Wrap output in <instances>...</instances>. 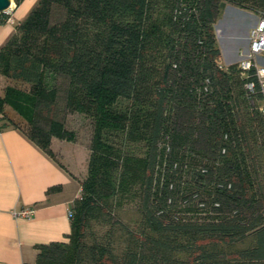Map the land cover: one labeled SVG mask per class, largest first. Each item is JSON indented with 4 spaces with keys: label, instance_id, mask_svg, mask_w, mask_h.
I'll return each instance as SVG.
<instances>
[{
    "label": "trees",
    "instance_id": "16d2710c",
    "mask_svg": "<svg viewBox=\"0 0 264 264\" xmlns=\"http://www.w3.org/2000/svg\"><path fill=\"white\" fill-rule=\"evenodd\" d=\"M226 1L245 0H38L15 26L0 75L27 88L4 87L0 127L59 163L51 137L74 139L64 110L93 126L67 240L37 245L34 264H264V116L248 78L234 77L238 64H221ZM253 4L264 15V0ZM139 141L142 157L128 148ZM158 156L165 176L154 189ZM189 174L211 186L216 219L172 210L174 177ZM135 183L139 228L119 210Z\"/></svg>",
    "mask_w": 264,
    "mask_h": 264
},
{
    "label": "crops",
    "instance_id": "0c3cea01",
    "mask_svg": "<svg viewBox=\"0 0 264 264\" xmlns=\"http://www.w3.org/2000/svg\"><path fill=\"white\" fill-rule=\"evenodd\" d=\"M38 0H11L6 11L8 19L0 23V47L14 32ZM255 23V22H254ZM245 46L224 60V64L240 60ZM232 30L230 38H237ZM223 60V59H222ZM53 160L14 127H0V264H34L37 245L65 241L70 232V214L73 202L80 193V182L85 175L74 159ZM80 169V172H79ZM31 207V216H17L14 212Z\"/></svg>",
    "mask_w": 264,
    "mask_h": 264
},
{
    "label": "rangeland",
    "instance_id": "374dc122",
    "mask_svg": "<svg viewBox=\"0 0 264 264\" xmlns=\"http://www.w3.org/2000/svg\"><path fill=\"white\" fill-rule=\"evenodd\" d=\"M260 14L261 10H255L253 0H245L243 4L226 1L223 10L215 22L218 47L220 48L223 59H221V64L227 65L224 64L223 61L234 55L235 52L237 53V47L242 49L245 46L244 34L250 23L254 24ZM232 30L237 32V38L235 39L230 38ZM234 77L239 79V77H242V73L237 70L234 73ZM7 85L27 88L23 83L0 75V96H3L4 87ZM120 102L121 105L126 103L124 99ZM4 111L8 116L17 121L23 122L10 105L5 104ZM63 113L64 126L66 129L74 133V139L66 140L52 136L50 139V149L59 162L66 163L64 161L65 159H71L70 161L73 162L75 159V161L81 165L79 168H82L84 171L92 135V120L88 116L76 111L64 110ZM128 148H130L129 151H131L133 155L138 157H142L146 149L141 141L129 143ZM163 162L162 157L158 156L153 182L154 189L156 186L158 188L164 179L165 171L163 168ZM179 175L178 177H174L173 181L174 204L172 205V210L179 213L184 219H216L215 213L209 210L211 202V186L204 185L200 187L199 185L196 186L192 184L191 181L194 179L192 174H189L188 176ZM140 190V184L135 183L132 187L133 193L131 197L123 198V201L119 206L121 218H123L131 227H135L137 224L139 228L143 225V218L138 209L141 204Z\"/></svg>",
    "mask_w": 264,
    "mask_h": 264
},
{
    "label": "built area",
    "instance_id": "2783aa9c",
    "mask_svg": "<svg viewBox=\"0 0 264 264\" xmlns=\"http://www.w3.org/2000/svg\"><path fill=\"white\" fill-rule=\"evenodd\" d=\"M237 64L242 75L248 78L244 84L247 96L252 101V97L259 95L257 110L260 115L264 116V15H259L255 23L249 28L248 47ZM33 212V208L26 207L14 212V214L28 217Z\"/></svg>",
    "mask_w": 264,
    "mask_h": 264
},
{
    "label": "water",
    "instance_id": "95a60500",
    "mask_svg": "<svg viewBox=\"0 0 264 264\" xmlns=\"http://www.w3.org/2000/svg\"><path fill=\"white\" fill-rule=\"evenodd\" d=\"M11 7V0H0V12H6Z\"/></svg>",
    "mask_w": 264,
    "mask_h": 264
}]
</instances>
